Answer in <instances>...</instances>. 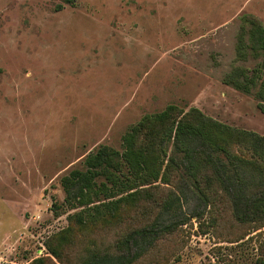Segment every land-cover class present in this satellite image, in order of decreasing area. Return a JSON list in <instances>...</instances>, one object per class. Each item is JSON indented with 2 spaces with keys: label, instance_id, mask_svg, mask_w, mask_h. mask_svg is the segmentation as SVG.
Returning <instances> with one entry per match:
<instances>
[{
  "label": "rangeland",
  "instance_id": "rangeland-1",
  "mask_svg": "<svg viewBox=\"0 0 264 264\" xmlns=\"http://www.w3.org/2000/svg\"><path fill=\"white\" fill-rule=\"evenodd\" d=\"M250 18L264 26V0H0V264L57 262L48 245L78 211L62 177L100 145L121 149L146 114L175 103L264 135V103L227 81L257 63L245 58ZM185 196L189 218L203 206ZM221 203L164 237L157 264L264 258V234Z\"/></svg>",
  "mask_w": 264,
  "mask_h": 264
},
{
  "label": "trees",
  "instance_id": "trees-1",
  "mask_svg": "<svg viewBox=\"0 0 264 264\" xmlns=\"http://www.w3.org/2000/svg\"><path fill=\"white\" fill-rule=\"evenodd\" d=\"M246 28L245 58L257 63L234 69L226 80L263 104L264 26L250 18ZM61 184L64 201L78 211L69 216L58 243L48 245L57 262L45 255L28 264H157V249L165 255L164 237L221 202L237 222L264 234V135L220 122L197 107L171 103L144 115L123 134L121 149L100 145ZM188 191L203 209L186 218L181 207ZM119 225L124 227L113 241L96 237ZM261 247L264 252V242ZM255 264H264V258Z\"/></svg>",
  "mask_w": 264,
  "mask_h": 264
}]
</instances>
